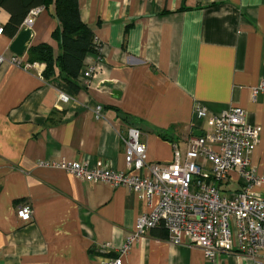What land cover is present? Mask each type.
<instances>
[{
    "label": "crops",
    "instance_id": "crops-1",
    "mask_svg": "<svg viewBox=\"0 0 264 264\" xmlns=\"http://www.w3.org/2000/svg\"><path fill=\"white\" fill-rule=\"evenodd\" d=\"M78 4L99 41L83 71L99 54L102 60L88 84L82 73L84 87L68 102L43 77L45 64L28 70L12 63L15 38L0 35V264H101L117 256L159 198L82 180L53 164L88 159L92 168L108 163L130 172L122 141L130 127L142 131L149 162L172 163L174 145L184 157L188 138L207 128L196 120L197 101L215 115L241 107L250 124L261 126L252 162L264 177V93H254L264 79V0ZM9 18L0 8V24ZM58 25L51 10L35 17L24 62L31 63L28 49L40 43L59 53ZM240 187L236 171L222 185L228 194ZM255 190L264 197V182ZM24 204L33 207L30 221L17 215ZM104 243L106 252L99 249ZM123 264L209 263L202 249L185 238L170 242L158 226L134 241ZM217 264L256 263L241 252H221Z\"/></svg>",
    "mask_w": 264,
    "mask_h": 264
},
{
    "label": "built area",
    "instance_id": "built-area-1",
    "mask_svg": "<svg viewBox=\"0 0 264 264\" xmlns=\"http://www.w3.org/2000/svg\"><path fill=\"white\" fill-rule=\"evenodd\" d=\"M44 9H32L22 29L31 28L35 17ZM3 34L0 24V35ZM96 42L99 48L97 39ZM101 60L99 54L96 63L83 71L87 84L97 72ZM4 61L5 57L0 54V63ZM11 62L28 70L37 65L24 62L23 56L16 54ZM259 92L264 93V79L254 89L255 94ZM60 99L68 102L71 96L61 91ZM194 113L196 120L206 123L207 128L202 129L201 135L188 138L184 157L175 144L172 163L149 162L142 131L130 127L122 134L130 172L114 170L108 163L92 168L88 159L62 160L53 164L82 180L113 187L125 186L150 201L155 196L159 198L151 213L139 217L137 230L117 250V256L101 264H123V256L130 251L134 241L160 225L167 230L170 242L181 243L185 238L189 244L202 249L209 264H217L221 252H241L256 264L263 263L264 197L255 187L264 182V177L258 174L252 162V155L260 143L261 126L250 124L246 111L238 106L215 115L197 101ZM207 164H210L209 168ZM40 165L49 164L41 161ZM232 171L239 175L241 187L228 194L222 185ZM17 215L23 221H30L33 207L19 205ZM109 246L104 243L99 249L106 252Z\"/></svg>",
    "mask_w": 264,
    "mask_h": 264
},
{
    "label": "trees",
    "instance_id": "trees-1",
    "mask_svg": "<svg viewBox=\"0 0 264 264\" xmlns=\"http://www.w3.org/2000/svg\"><path fill=\"white\" fill-rule=\"evenodd\" d=\"M37 7L51 10L58 21L53 37L58 41L60 51L55 54L50 44L40 43L28 49V60L45 64L43 77L74 98L84 87L81 77L87 55L99 50L96 37L80 17L78 0H0V8L10 15L3 26L4 34L15 38L22 31L30 11ZM96 248L91 252H95Z\"/></svg>",
    "mask_w": 264,
    "mask_h": 264
},
{
    "label": "water",
    "instance_id": "water-1",
    "mask_svg": "<svg viewBox=\"0 0 264 264\" xmlns=\"http://www.w3.org/2000/svg\"><path fill=\"white\" fill-rule=\"evenodd\" d=\"M32 36V31L30 28L22 29L20 33L15 37L12 42L10 49L16 55L23 56L27 50V44L30 41ZM201 131H199L196 135H201Z\"/></svg>",
    "mask_w": 264,
    "mask_h": 264
}]
</instances>
